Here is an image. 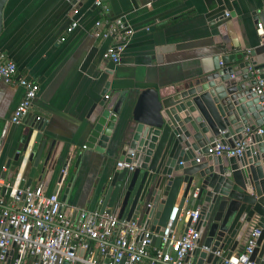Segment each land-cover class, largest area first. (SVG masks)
I'll return each mask as SVG.
<instances>
[{"label": "water", "instance_id": "water-1", "mask_svg": "<svg viewBox=\"0 0 264 264\" xmlns=\"http://www.w3.org/2000/svg\"><path fill=\"white\" fill-rule=\"evenodd\" d=\"M4 1L0 0V27ZM258 79L264 83V41L257 50L213 55L196 78L169 91L141 89L126 114L116 144L118 160L131 168H114L100 182L98 211L115 212L126 219L140 215L141 221L158 233L179 187V210L195 191L189 205L192 209L199 207L196 264H219L250 226L259 229L249 255L257 263L264 257V97L253 91ZM130 94L126 89L117 94L108 90L90 105L83 148L104 152ZM35 116L29 112L22 118L13 155L4 164L9 176L13 173V179L19 178L20 188L50 176L57 164L54 142L48 143L42 133L45 120ZM257 128L261 133L255 132ZM246 129L250 143L240 155L206 154L214 138L233 146ZM2 175L5 177V172ZM61 178L62 171L57 175L58 181ZM144 200L149 206H144ZM151 241L157 244L158 238L151 236ZM31 261L26 260L27 264ZM9 262L7 258L5 264ZM24 262L22 253L19 264Z\"/></svg>", "mask_w": 264, "mask_h": 264}, {"label": "crops", "instance_id": "crops-1", "mask_svg": "<svg viewBox=\"0 0 264 264\" xmlns=\"http://www.w3.org/2000/svg\"><path fill=\"white\" fill-rule=\"evenodd\" d=\"M104 2L109 16H121L133 29L115 64L102 56L115 39L91 34L95 20L104 17L93 0H5L1 10L0 52L14 62L17 75L38 83L29 112L45 120L42 133L48 143L54 142L53 150L58 153L50 176L44 175L39 182L33 180L30 186L41 183L45 193H56L69 216L80 208L98 210V187L119 161L116 144L126 114L141 89L169 91L196 78L213 55L257 50L264 41V0ZM73 9L77 12L73 13ZM72 20H77L78 25L66 32ZM256 23L261 24L260 32L256 31ZM121 89L131 94L114 123L104 152L83 148L89 129L88 108L104 92L117 94ZM21 95L20 86L0 83V128ZM20 129L21 124H10L0 150V178L5 172L8 181L13 179V173L9 176L4 164L13 155ZM60 171L62 178L58 181ZM180 194L181 187L176 203ZM183 205L190 206L189 202ZM181 225V221L177 223L178 228ZM253 227L232 253L242 250ZM198 250L189 255L190 260L196 262ZM13 257L12 254L11 260Z\"/></svg>", "mask_w": 264, "mask_h": 264}, {"label": "built area", "instance_id": "built-area-1", "mask_svg": "<svg viewBox=\"0 0 264 264\" xmlns=\"http://www.w3.org/2000/svg\"><path fill=\"white\" fill-rule=\"evenodd\" d=\"M93 4L104 17L95 20L91 34L101 39H115L102 54L105 60L115 64L133 29L121 16H109L104 0H93ZM76 12L77 9H73V13ZM77 25V20H72L66 32ZM256 31H261L260 23H256ZM0 83L22 88L20 100L0 128L1 150L8 127L20 124L29 113L39 85L25 75H17L14 62L3 52H0ZM253 91L264 97V83L260 79ZM255 132L261 133V129L257 128ZM241 134L233 146L214 138L213 144L207 145L206 154L240 155L250 143L249 131L246 129ZM121 167L130 169L131 165L116 161L114 168ZM18 181V177L11 181L0 178V191L3 190L0 193V264H5L7 258L9 264H19L22 253L24 259H32L31 264H196L189 255L199 247L196 227L199 207L185 208L182 204L179 210L177 203H173L164 226L158 233H153L141 221L140 215L126 219L115 212L100 213L96 208H80L74 216H69L56 193H45L41 183L20 188ZM195 194V191L191 192L183 203L189 202ZM180 221L182 225L178 228ZM258 234L257 227L251 228L242 250L222 258L219 264H264L262 256L257 263L249 259ZM151 236L158 238L157 244L151 241Z\"/></svg>", "mask_w": 264, "mask_h": 264}]
</instances>
